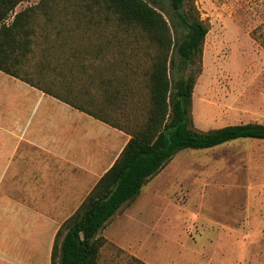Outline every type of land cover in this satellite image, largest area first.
<instances>
[{"label":"rangeland","instance_id":"1","mask_svg":"<svg viewBox=\"0 0 264 264\" xmlns=\"http://www.w3.org/2000/svg\"><path fill=\"white\" fill-rule=\"evenodd\" d=\"M30 5L23 2L15 12ZM193 6L208 29L200 62L189 69L195 75L193 128L264 124V0H194ZM59 11L52 13L53 25L39 15V39L26 70L33 71L46 48L51 65H63L61 71H44L57 76L59 85L73 83L75 93L65 97L100 109L99 115L119 126L127 128L134 117L143 122L146 72L155 54L146 36L118 27L109 14L105 23L103 15L93 14L90 24L78 25L89 14L79 7L72 16ZM105 90L115 97L109 101ZM59 228L49 236L55 239ZM6 229L0 224V233ZM98 236L105 241L98 264H264V140L179 152Z\"/></svg>","mask_w":264,"mask_h":264},{"label":"trees","instance_id":"2","mask_svg":"<svg viewBox=\"0 0 264 264\" xmlns=\"http://www.w3.org/2000/svg\"><path fill=\"white\" fill-rule=\"evenodd\" d=\"M193 1L0 0V71L130 136L113 165L60 226L53 242L50 264H98L99 250L105 243L98 236L100 231L122 207L134 202L146 183L179 152L211 149L236 140H264V124L259 123L227 125L209 131L193 128L191 107L195 75L189 69L200 62L208 33L204 23L193 14ZM23 2L32 5L15 12ZM77 7L89 14L79 17L78 25L82 21L90 24L95 17L93 14L100 18L103 15L105 23L110 19L109 14L118 27L137 29L155 48L146 72L149 99L143 122L136 123L134 117V123L127 128L119 126L99 115L100 109L94 111L65 97L64 94L73 96L75 93L72 82L59 85L57 76L44 71L46 68L61 71L58 68L63 65L57 62L52 66L44 54L46 48L42 49V60L33 71L26 70L39 39L36 33L39 15L44 16L45 24L53 25L56 22L53 12L62 10L65 16H72ZM165 13L169 19L165 18ZM67 21H73V18L65 17ZM179 28L181 33L178 35ZM70 69L68 77L72 75ZM59 75L64 74L59 72ZM111 83L107 80L105 85ZM105 94L109 101L115 97L107 91ZM133 264L144 263L134 260Z\"/></svg>","mask_w":264,"mask_h":264},{"label":"crops","instance_id":"3","mask_svg":"<svg viewBox=\"0 0 264 264\" xmlns=\"http://www.w3.org/2000/svg\"><path fill=\"white\" fill-rule=\"evenodd\" d=\"M129 138L0 71V224L7 227L0 264H50V232L78 209Z\"/></svg>","mask_w":264,"mask_h":264}]
</instances>
